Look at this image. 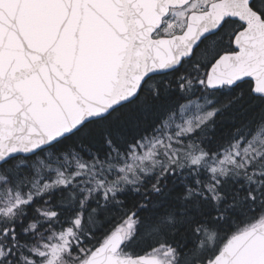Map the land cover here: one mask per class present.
I'll list each match as a JSON object with an SVG mask.
<instances>
[{"label": "trees", "instance_id": "obj_1", "mask_svg": "<svg viewBox=\"0 0 264 264\" xmlns=\"http://www.w3.org/2000/svg\"><path fill=\"white\" fill-rule=\"evenodd\" d=\"M240 28L238 22H225L178 69L148 79L134 101L35 156L0 166L5 261L27 264L42 245L71 229L63 260L82 262L123 228V256L168 251L173 264H202L231 236L257 225L264 213V148L249 163L228 166L224 175L206 162L182 158L147 172L129 165L143 144L167 140L186 124L180 111L189 103L198 104L202 115L214 112L183 138L194 155L220 158L231 148L253 144L264 128V98L252 94V83L218 91L205 85L212 63L231 48L232 33ZM10 204L15 209L3 212Z\"/></svg>", "mask_w": 264, "mask_h": 264}, {"label": "water", "instance_id": "obj_2", "mask_svg": "<svg viewBox=\"0 0 264 264\" xmlns=\"http://www.w3.org/2000/svg\"><path fill=\"white\" fill-rule=\"evenodd\" d=\"M192 0H0V166L29 158L134 101L153 76L178 69L225 21L243 28L235 52L209 68L210 91L252 83L264 98V19L252 0H217L185 30L153 38L171 9ZM111 234L85 264H162L120 254ZM202 264H264V221L242 230Z\"/></svg>", "mask_w": 264, "mask_h": 264}, {"label": "rangeland", "instance_id": "obj_3", "mask_svg": "<svg viewBox=\"0 0 264 264\" xmlns=\"http://www.w3.org/2000/svg\"><path fill=\"white\" fill-rule=\"evenodd\" d=\"M213 1L215 0H193L183 8L172 9L169 15L164 20V29L162 28L160 31L163 30V34L169 37L182 33L186 27L189 14L196 10L206 9L210 2ZM206 102L207 100L203 102V104L206 105ZM195 106H198V104L189 103L185 104L181 108L182 110L180 111V117H187L186 124L179 126L174 134H170L167 137L169 139H159L154 142L145 143L142 145L141 154H136L135 156H133L132 162L131 164H129L133 171H135L139 167L141 168V171L147 172L148 170H152L153 168L162 166L163 163H167L165 167L168 168L171 165H174L177 160H180L182 158L184 160L189 159L190 163L193 164L206 162V164L211 167L210 170L212 172L221 173L224 175L225 172L228 171L227 167L235 164L238 160L249 163L251 159L257 158V156L260 154L259 150L264 148V128L258 132L259 136L254 139L253 144L249 147L241 149L236 146V148H231L229 151L224 152L220 156V158H208L205 154L201 153H197L196 155H194L193 149L185 146V144L183 143V138H187V134L193 132L196 122L201 120L206 121V119L214 114V112L206 111L202 115V110L200 108H196ZM199 106L202 107L201 105ZM194 113L197 114L196 117H194L196 115ZM191 115L194 117V119H191L190 121ZM7 208L8 209H3L2 211H5V213H11V211L15 209V206H13V204H10ZM7 215L8 214H6L5 216ZM258 219L259 220L257 224L263 222L264 213L260 215ZM119 231L125 234V230L123 228H120ZM72 237L73 230L71 229L59 234L53 243L42 245V248L38 249L35 252L37 257L35 259H29L27 261V264H65L63 258L64 255L69 252V245ZM215 247L216 246L213 247L214 250L218 249ZM154 255L161 259L162 264L174 263L173 258L175 256H173V254L168 251H159ZM4 258L5 254L2 251V247H0V264H9L7 263V261H5ZM85 261H75L73 262V264H85ZM182 264L193 263L192 261H187Z\"/></svg>", "mask_w": 264, "mask_h": 264}, {"label": "flooded vegetation", "instance_id": "obj_4", "mask_svg": "<svg viewBox=\"0 0 264 264\" xmlns=\"http://www.w3.org/2000/svg\"><path fill=\"white\" fill-rule=\"evenodd\" d=\"M193 1V0H192ZM215 1H217V0H215ZM215 1H213V2H215ZM212 2H210V4H211ZM209 4V5H210ZM208 5V6H209ZM208 6H207V8H208ZM185 7V6H184ZM251 7H252V9L254 10V11H256L257 13H259L260 14V16H261V18L262 19H264V0H252V3H251ZM181 8H183V7H181ZM207 8L206 9H202V10H196V11H193V12H203V11H206L207 10ZM193 12H191V13H193ZM190 13V14H191ZM189 14V15H190ZM165 20V19H164ZM164 20H163V25L161 26V28H159L154 34H153V38H160V37H169V36H165L163 33V30L162 31H160L162 28L164 29ZM229 21H234V20H227V21H225V22H229ZM234 22H238L240 25H241V28L238 30V31H240L242 28H243V25L239 22V21H234ZM225 24V23H224ZM187 25V24H186ZM238 31H236V32H234V33H232V41H231V48L228 50V51H226V52H224V53H222V54H225V53H232V52H235V49H234V47H233V40H234V37H235V35H236V33L238 32ZM222 54H220L219 56H221ZM218 56V57H219ZM217 57V58H218ZM216 58V59H217ZM215 59V60H216ZM214 60V61H215ZM226 88V87H225ZM252 90V89H251ZM261 223V222H260ZM259 224V223H258Z\"/></svg>", "mask_w": 264, "mask_h": 264}]
</instances>
